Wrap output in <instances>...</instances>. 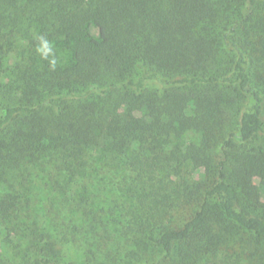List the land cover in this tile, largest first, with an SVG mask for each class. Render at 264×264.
Returning a JSON list of instances; mask_svg holds the SVG:
<instances>
[{"label":"trees","instance_id":"trees-1","mask_svg":"<svg viewBox=\"0 0 264 264\" xmlns=\"http://www.w3.org/2000/svg\"><path fill=\"white\" fill-rule=\"evenodd\" d=\"M97 146L119 215L75 191ZM251 175L264 0H0V264H264Z\"/></svg>","mask_w":264,"mask_h":264},{"label":"rangeland","instance_id":"rangeland-1","mask_svg":"<svg viewBox=\"0 0 264 264\" xmlns=\"http://www.w3.org/2000/svg\"><path fill=\"white\" fill-rule=\"evenodd\" d=\"M6 59L8 58L6 57ZM4 64L7 65L6 62H4ZM186 140L194 141L196 140V135H189ZM260 142L261 139H258L257 143ZM102 155L103 149L101 146L93 147L90 150L89 161L91 164L88 167V177L79 179L78 184L75 187V191L82 194L85 193L86 197H93L96 201L95 203L98 204L97 206L104 211L107 210L108 205H112L116 210L117 215H119L120 211L122 212L120 209V207L122 208L121 200L126 199V197L121 194L120 188L116 185L117 179L115 177H117V169H115L114 166L116 162L106 163L107 161L104 157H102ZM14 175H16V181L23 178L20 187L17 186L14 179L13 186L17 189L21 188L23 190L24 187H28L32 194H38L44 199L49 197L44 187L46 186L44 183L47 180V175L41 173L37 168L28 166L22 174L15 172ZM8 178L11 179L10 176H8ZM249 180L251 184L257 188L258 192H260L262 196L261 200L264 201V189L260 187L258 179L251 175L249 176ZM5 185L6 184H3L0 179V190L3 186L5 187ZM86 191L88 192L86 193ZM50 207L49 203H45L44 210H48ZM185 213L186 212L183 211L177 214L176 217L179 218V220H183ZM63 214V218L64 216L67 218V210H65ZM67 248V259L71 258L76 264H80L82 262V246L77 244H68Z\"/></svg>","mask_w":264,"mask_h":264}]
</instances>
